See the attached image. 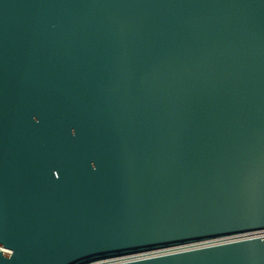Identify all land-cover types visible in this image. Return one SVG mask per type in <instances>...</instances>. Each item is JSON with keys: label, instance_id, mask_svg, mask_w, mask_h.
Segmentation results:
<instances>
[{"label": "water", "instance_id": "obj_1", "mask_svg": "<svg viewBox=\"0 0 264 264\" xmlns=\"http://www.w3.org/2000/svg\"><path fill=\"white\" fill-rule=\"evenodd\" d=\"M0 264H264V0H0Z\"/></svg>", "mask_w": 264, "mask_h": 264}]
</instances>
